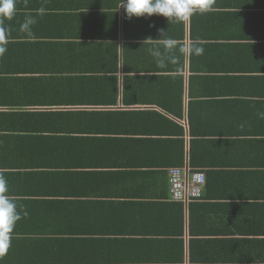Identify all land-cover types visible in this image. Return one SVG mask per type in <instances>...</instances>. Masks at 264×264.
Returning a JSON list of instances; mask_svg holds the SVG:
<instances>
[{
	"label": "crops",
	"instance_id": "crops-1",
	"mask_svg": "<svg viewBox=\"0 0 264 264\" xmlns=\"http://www.w3.org/2000/svg\"><path fill=\"white\" fill-rule=\"evenodd\" d=\"M82 4L89 5L81 7L87 8L85 14L95 12L98 23L80 29L73 19H60ZM119 4L120 0H16V15L5 21L9 42L0 57V174L21 211L13 239L123 242L125 252L136 249L135 258L160 257V243L174 240L181 227L176 205L181 203L169 193L171 167L166 163L172 153L152 142L156 135H150L161 129L150 112L155 111L184 128L186 149L191 114L203 142L200 161L205 163L196 168L216 177L217 184L207 187L205 197L192 202L197 204L193 228L205 233L200 238L264 240L251 233L264 231V182L242 185L233 174L264 176V0H216L212 12L183 23L157 15L126 19ZM39 8L45 14L37 15ZM26 17L36 20L31 37L20 31ZM105 17L111 20L103 23ZM79 31L118 34L119 64L124 59L129 68L117 74L118 104L36 105L33 102L47 87L57 85L55 80L51 84L31 78H55L57 67L76 65L74 56L63 53L58 43L74 40ZM165 39L175 48L160 67L148 49ZM193 43L203 48L202 55L185 51ZM181 56L183 71L176 73ZM41 66L54 70L39 75ZM177 75L182 76L179 115L178 100L171 104L165 99L177 95L169 88ZM123 91L134 97L131 104H122ZM62 110L81 114L64 117L57 114ZM105 111L119 114L112 120L105 114L82 115ZM86 128L89 131H79ZM140 130L149 133L139 136ZM182 220L181 264H191L188 207L182 208ZM147 262L135 264H157Z\"/></svg>",
	"mask_w": 264,
	"mask_h": 264
},
{
	"label": "trees",
	"instance_id": "trees-1",
	"mask_svg": "<svg viewBox=\"0 0 264 264\" xmlns=\"http://www.w3.org/2000/svg\"><path fill=\"white\" fill-rule=\"evenodd\" d=\"M88 1V0H85ZM76 6V5H75ZM89 5H78L77 11L72 14H62L60 19H73L71 22L77 24L80 29L93 26L99 20L95 17V12L85 14V9ZM108 16V15H107ZM103 23L111 20L105 17ZM114 27L117 29V19L114 15ZM101 21V19H100ZM74 36V35H73ZM75 37V38H74ZM74 40H66L64 43H58L64 52L76 59V65H61L57 67L56 77L43 76L32 77V81L48 80L51 84L57 85V89L47 87L46 93L41 94L42 98L34 101L36 105H58V106H112L118 104V76L122 70L123 73L129 71L123 59L122 65L119 64L120 56L118 55L119 44H117L118 34H93L88 31H79ZM123 38H128L129 35L123 31ZM182 37V35H181ZM77 38V39H76ZM125 44H123L124 46ZM55 48H57L55 46ZM65 50V51H64ZM124 53V50H121ZM124 56V55H123ZM181 63L178 65L176 73L183 71L182 56ZM54 69L41 66L38 69L39 75H50ZM22 71H24L22 69ZM35 73V68L32 69ZM48 73V74H44ZM37 75V74H36ZM174 79V76L171 77ZM127 77H123V82H126ZM48 83V82H45ZM50 85V84H49ZM124 85V83H123ZM173 85V86H171ZM169 88L174 90L177 95L166 96L165 99L172 100V103L177 101L176 111L179 115L181 111V94H182V76L177 75ZM164 89V87H163ZM122 104H131L134 101L132 95L122 93ZM9 103V102H7ZM161 103V102H156ZM1 105V104H0ZM16 105V104H12ZM164 109H168V105L162 104ZM157 116V123L160 124V131H150L156 135L152 142L156 143L162 150L171 152L170 161L166 164L169 167H181L187 164L190 169H198V166H204L203 159L200 161L201 145L196 132L191 114L188 113L189 140L186 149L184 128L179 124L169 120L163 114L155 111H150ZM175 115V111L171 110ZM50 114V113H47ZM53 114V113H51ZM57 114L69 117L71 114H81L78 111H59ZM105 114L112 120L119 112H82V115ZM122 115V113H120ZM113 120L112 122H114ZM88 128L79 131H89ZM70 131V130H69ZM78 133V130H75ZM130 131H126L127 135ZM70 133V132H69ZM139 136H145L149 131L140 130ZM160 135V136H157ZM203 146V145H202ZM202 162V163H201ZM201 170V169H199ZM205 175V183L202 196L210 185L217 184L215 178H211L208 171L202 170ZM262 172H237L234 174V180L242 185L251 183L253 186L262 184L264 176ZM227 175V174H226ZM225 180L227 176L223 175ZM206 187V188H205ZM201 196V197H202ZM171 197V196H170ZM205 197V194H204ZM172 199V198H171ZM173 200V199H172ZM199 200V199H198ZM195 201L188 204V255L191 264H264V240H202L201 235L204 232L195 231L193 228V207L197 206ZM177 202V201H175ZM193 202V203H192ZM181 203V202H179ZM181 209V227L176 232V238L165 245V242L160 243L163 251L159 248L160 257L151 258H135L132 254L136 249L130 252L123 250V242H90V241H52V240H32V239H12V244L7 254L0 258V264H135L143 261L147 263L155 262L157 264H181L184 257V240L182 237V208L183 204H176ZM210 233V232H209ZM253 235L264 237V231H251ZM167 249V250H165Z\"/></svg>",
	"mask_w": 264,
	"mask_h": 264
},
{
	"label": "clouds",
	"instance_id": "clouds-1",
	"mask_svg": "<svg viewBox=\"0 0 264 264\" xmlns=\"http://www.w3.org/2000/svg\"><path fill=\"white\" fill-rule=\"evenodd\" d=\"M215 3L216 0H120L118 9L123 8L126 19L157 15L166 18L167 21L183 23L189 21L194 15L212 12ZM36 11L37 15H43L46 10L39 8ZM15 15L16 0H0V57L7 52L9 42V32L5 21H11ZM35 23L34 18L26 17L20 25V31L31 37L33 35L31 26ZM164 32L165 30H161L159 39H163ZM156 40L158 38L153 41ZM174 48L175 45L171 40L165 39L163 43L150 47L148 52L160 67H164L165 60ZM185 51L188 54H203V48L195 43L188 45ZM261 116H264V113ZM8 193V181L4 175L0 174V258L9 251L16 225L22 218L16 201ZM23 215L26 216L27 212H24Z\"/></svg>",
	"mask_w": 264,
	"mask_h": 264
},
{
	"label": "built area",
	"instance_id": "built-area-1",
	"mask_svg": "<svg viewBox=\"0 0 264 264\" xmlns=\"http://www.w3.org/2000/svg\"><path fill=\"white\" fill-rule=\"evenodd\" d=\"M168 171L169 193L174 201L181 202L184 207L202 196L205 175L202 170L190 169L187 164L171 167Z\"/></svg>",
	"mask_w": 264,
	"mask_h": 264
}]
</instances>
